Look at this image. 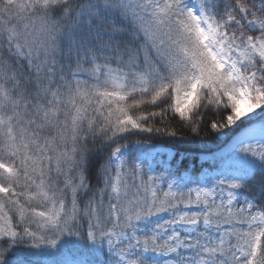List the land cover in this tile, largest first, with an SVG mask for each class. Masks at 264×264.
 <instances>
[{
  "label": "snow or ice",
  "instance_id": "snow-or-ice-1",
  "mask_svg": "<svg viewBox=\"0 0 264 264\" xmlns=\"http://www.w3.org/2000/svg\"><path fill=\"white\" fill-rule=\"evenodd\" d=\"M0 264H264V0H0Z\"/></svg>",
  "mask_w": 264,
  "mask_h": 264
},
{
  "label": "trees",
  "instance_id": "trees-1",
  "mask_svg": "<svg viewBox=\"0 0 264 264\" xmlns=\"http://www.w3.org/2000/svg\"><path fill=\"white\" fill-rule=\"evenodd\" d=\"M178 133L183 136V140H173L169 138H151V143L162 145L176 152V157L172 160V165L180 175L183 171L191 170L193 174H201L205 167L209 165H200L198 163L201 154H213L227 145L224 139L218 134L210 133L205 127L199 137H191L187 129L180 127L179 123H175ZM136 139H149L148 134L136 137ZM181 157V159H180ZM179 161V163H177ZM190 166L192 169H190ZM210 168V167H209Z\"/></svg>",
  "mask_w": 264,
  "mask_h": 264
},
{
  "label": "rangeland",
  "instance_id": "rangeland-1",
  "mask_svg": "<svg viewBox=\"0 0 264 264\" xmlns=\"http://www.w3.org/2000/svg\"><path fill=\"white\" fill-rule=\"evenodd\" d=\"M156 146H157V148H158L159 151H160V155H158V156L156 157L157 160H164V159H167V160L172 161V159H173L174 156H175V153H174L172 150L166 149V148H164V147H162V146H158V145H156ZM219 152H220V151H219ZM169 153L174 154V156H169V155H168ZM212 156H213V155H202V156L200 157V159H199L200 164L204 165V164H206V163H208V162H210V163L212 164ZM211 164H210V165H211ZM208 170H210V168H208V167L204 169V171H208ZM186 172H187V174L191 175L188 171H183V172H181V175H184ZM197 175H200V174H193V176H197Z\"/></svg>",
  "mask_w": 264,
  "mask_h": 264
}]
</instances>
